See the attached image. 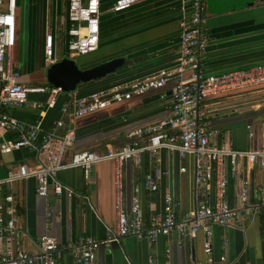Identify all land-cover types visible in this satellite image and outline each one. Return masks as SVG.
Segmentation results:
<instances>
[{
	"label": "crops",
	"instance_id": "1",
	"mask_svg": "<svg viewBox=\"0 0 264 264\" xmlns=\"http://www.w3.org/2000/svg\"><path fill=\"white\" fill-rule=\"evenodd\" d=\"M99 44L85 57L73 56L80 63L93 65L109 58L124 56L125 63L107 77L81 84L73 92L58 94L52 107H14L6 111L27 125L37 126L39 137L50 131L53 122L64 121V128L73 129L75 142L66 149L63 162L73 151L96 149L105 151L118 148L131 141L128 133L146 123H154L170 115V88L172 82L159 90H151L140 96L114 103L106 108L80 117H72L62 111L73 100L95 89L105 88L122 80L142 78L157 70L173 69L179 54L180 0H149L133 5L122 12H112L114 0H101ZM24 0H18V8ZM235 0H205L203 18L208 44L202 59L206 73H220L264 62V2L240 10L234 9ZM41 26L24 33L21 16L17 13L15 45L11 50L13 65L20 72L25 85L48 84L45 78L46 63L43 57V38L46 26L55 35V55L62 56L66 48L65 18L66 0H42ZM18 12V11H17ZM51 14V21L48 14ZM28 99L44 103L46 94L29 93ZM202 109L209 124L217 130L209 143L219 146L231 140L236 150L261 145L264 131V86L220 95L206 100ZM250 124L255 138L248 139L246 125ZM40 139V138H39ZM6 160L2 154L0 166L11 170L20 162L34 165L38 162L35 150L21 149L11 153ZM5 154V155H6ZM194 157L181 158L177 151L160 149L158 167L160 176L157 190L149 191L143 185L144 175L155 165L147 153L137 167L131 162L123 164V175L128 204L132 185L140 184L141 214L145 225L154 224L163 213L164 196L170 194L176 217L191 211L198 202L212 199L213 185L208 188L195 186ZM185 171H180L181 166ZM249 176L251 197L257 201V185L262 182V171L255 167L248 173L244 161L235 175L228 174L227 199L231 206L238 203L241 179ZM114 163L103 160L85 171L79 167H66L57 172V180L70 193L60 195L36 194L33 178L5 186L1 194L15 198L14 220L20 231L11 245L18 243L32 252L38 248L40 236L52 235L59 246L64 247L57 264H73L67 247L82 237L103 239L107 227H113L114 214ZM234 227L212 226L213 264H264V212L243 214L234 220ZM175 231L158 235L154 241L124 236L118 242L101 245L96 251L95 264H207L203 250L204 234L198 231L194 237L181 238ZM225 255V261L219 256Z\"/></svg>",
	"mask_w": 264,
	"mask_h": 264
},
{
	"label": "built area",
	"instance_id": "2",
	"mask_svg": "<svg viewBox=\"0 0 264 264\" xmlns=\"http://www.w3.org/2000/svg\"><path fill=\"white\" fill-rule=\"evenodd\" d=\"M145 1L149 0H114L109 10L121 12ZM179 6L182 16L179 54L173 69L162 68L142 78L115 82L77 97L70 107L62 105L64 113L80 117L147 91L159 90L172 82L170 115L154 123L136 126L127 135L131 141L121 147L105 151H73L68 161L63 162L66 149L74 145L75 132L70 128L60 131L65 126L62 119L55 120L50 131L39 137L37 126L27 125L6 111L7 108L23 106L52 107L61 89L49 84L25 85L20 81V72L15 69L11 56L16 39L18 0H0V153L30 149L35 150L38 158L34 165L18 163L0 178V264H57L64 247L48 233L40 236L36 251L29 252L18 243L11 245L20 233L14 220L17 208L13 195H2L1 191L5 186L33 178L38 196L60 195L63 191L70 193L69 188L56 178L57 172L66 167H79L87 173L96 162L110 160L114 163V226L106 228L103 239L86 236L69 245L67 249L72 254L73 264H95L97 249L118 242L121 237L154 241L158 235L172 231L180 237L179 243L181 238L194 237L202 231L206 263L213 264L212 226L234 227V220L241 215L264 210V131L258 147L236 150L230 139L219 146L211 145L209 139L217 130L210 126L202 109V104L212 97L263 87L264 62L220 73L204 72L201 63L209 39L204 30L205 0H180ZM101 8V0H66V50L70 56L87 55L97 49ZM55 44V35L46 26L43 38L46 65L57 60ZM29 93L46 94L47 100L44 103L30 101ZM246 129L248 139L252 141L255 132L250 124ZM164 148L177 151L181 158L186 155L194 157L195 186L205 189L212 183V199L200 201L191 211L176 217L172 196L166 194L161 217L154 224L145 225L141 214L140 184L135 182L132 185L126 204L122 167L125 162L139 167L147 153L155 165L144 175L143 185L149 191H156L160 176L158 152ZM241 161H244L248 173L259 168L262 182L257 185L259 197L253 201L250 177L241 179L238 203L233 207L227 199L228 174L235 175ZM185 170L184 165L180 167V171ZM219 261H225V255H220Z\"/></svg>",
	"mask_w": 264,
	"mask_h": 264
},
{
	"label": "water",
	"instance_id": "3",
	"mask_svg": "<svg viewBox=\"0 0 264 264\" xmlns=\"http://www.w3.org/2000/svg\"><path fill=\"white\" fill-rule=\"evenodd\" d=\"M257 1L264 2V0H235L234 9L250 7ZM124 63L125 57L117 56L100 63L84 66L85 63H79L74 57L67 54L47 65L45 78L49 85L58 87L63 92H73L81 84H87L116 73ZM6 174V168L0 166V178L5 177Z\"/></svg>",
	"mask_w": 264,
	"mask_h": 264
},
{
	"label": "rangeland",
	"instance_id": "4",
	"mask_svg": "<svg viewBox=\"0 0 264 264\" xmlns=\"http://www.w3.org/2000/svg\"><path fill=\"white\" fill-rule=\"evenodd\" d=\"M41 1L42 0H24V3L22 4V6L18 8L17 13L20 14L21 16V22H22L21 24H22V28L24 29V33L29 34V31L32 30L34 26L36 27L37 24L41 26V20L43 21L42 9L40 11ZM48 18L49 20L47 22L51 21L50 13L48 14ZM60 54L62 57L68 54V51L66 50L65 45H62L60 49ZM83 57H85V55ZM76 60L79 62L80 57L79 59L77 58ZM84 66H88V65H84ZM4 156L6 160L9 159L8 154L6 155L4 154Z\"/></svg>",
	"mask_w": 264,
	"mask_h": 264
},
{
	"label": "trees",
	"instance_id": "5",
	"mask_svg": "<svg viewBox=\"0 0 264 264\" xmlns=\"http://www.w3.org/2000/svg\"><path fill=\"white\" fill-rule=\"evenodd\" d=\"M1 160H2V154L0 153V162H1ZM263 212H264V210L261 213H263Z\"/></svg>",
	"mask_w": 264,
	"mask_h": 264
}]
</instances>
